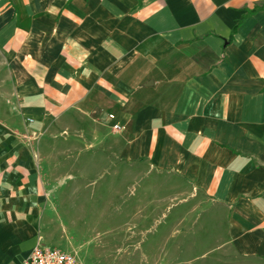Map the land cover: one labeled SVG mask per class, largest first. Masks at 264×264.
<instances>
[{"label":"crops","instance_id":"obj_1","mask_svg":"<svg viewBox=\"0 0 264 264\" xmlns=\"http://www.w3.org/2000/svg\"><path fill=\"white\" fill-rule=\"evenodd\" d=\"M71 132L154 193L134 216L179 206L264 264V0H0V264L37 245Z\"/></svg>","mask_w":264,"mask_h":264},{"label":"rangeland","instance_id":"obj_2","mask_svg":"<svg viewBox=\"0 0 264 264\" xmlns=\"http://www.w3.org/2000/svg\"><path fill=\"white\" fill-rule=\"evenodd\" d=\"M69 136L66 143L58 141L69 153L56 152L51 159L50 198L37 207L36 238L43 246L83 264H246L214 249L219 239L206 230L204 219L187 217L177 225L179 206L164 217L134 216L154 193L144 183H125L123 167L113 166L115 159L93 165V150L76 143L72 147L74 133Z\"/></svg>","mask_w":264,"mask_h":264},{"label":"built area","instance_id":"obj_3","mask_svg":"<svg viewBox=\"0 0 264 264\" xmlns=\"http://www.w3.org/2000/svg\"><path fill=\"white\" fill-rule=\"evenodd\" d=\"M111 118L114 119V116H111ZM119 129L118 126H115V130ZM41 241L40 238L37 245L21 264H83L71 254L43 246Z\"/></svg>","mask_w":264,"mask_h":264}]
</instances>
